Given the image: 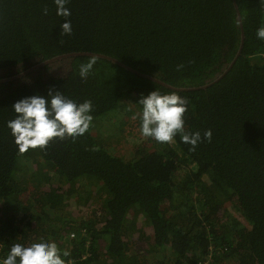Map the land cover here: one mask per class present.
<instances>
[{
  "label": "trees",
  "instance_id": "trees-1",
  "mask_svg": "<svg viewBox=\"0 0 264 264\" xmlns=\"http://www.w3.org/2000/svg\"><path fill=\"white\" fill-rule=\"evenodd\" d=\"M235 2L241 53L206 89L172 90L96 57L85 79L79 66L89 56L0 82V258L15 243L46 239L69 253L68 264H264V40L256 36L264 0ZM66 7L64 18L54 0H0V78L88 51L192 87L221 73L240 44L234 0H68ZM65 19L71 35L61 32ZM156 89L183 97L185 132L211 130V142L192 150L179 134L171 143L142 136L138 101ZM49 90L90 100L93 121L74 140L20 153L6 126L12 105ZM105 122L136 129L142 141L131 156L114 154L98 136ZM72 195L77 206L100 200L99 220L94 210L79 218L67 211Z\"/></svg>",
  "mask_w": 264,
  "mask_h": 264
},
{
  "label": "clouds",
  "instance_id": "clouds-1",
  "mask_svg": "<svg viewBox=\"0 0 264 264\" xmlns=\"http://www.w3.org/2000/svg\"><path fill=\"white\" fill-rule=\"evenodd\" d=\"M57 15L67 18L71 11L66 7L68 0H54ZM47 14V9L44 10ZM63 35H71V21L65 19L60 25ZM257 39L264 40V27L256 32ZM96 58L91 57L79 66V75L87 78L91 73ZM183 65L177 66L180 70ZM187 101L176 93L162 94L157 89L141 97L138 105L140 112V132L144 137L158 143H171L179 134L182 142L191 145L192 150L203 140L211 142L212 132L206 131L203 137L199 132H185L184 114ZM15 118L7 121V128L14 138L20 153L30 148H45L54 138L73 140L86 133L92 121V102H78L60 91L49 90L47 95L24 97L12 105ZM69 253H63L55 242L46 239L33 242L28 246L15 243L6 257L0 258V264H66Z\"/></svg>",
  "mask_w": 264,
  "mask_h": 264
},
{
  "label": "rangeland",
  "instance_id": "rangeland-1",
  "mask_svg": "<svg viewBox=\"0 0 264 264\" xmlns=\"http://www.w3.org/2000/svg\"><path fill=\"white\" fill-rule=\"evenodd\" d=\"M114 125L115 124L113 122L103 123L101 125L102 131L98 133V136L102 137V139L104 140V143L110 147V149L112 150L114 154L131 156L136 147V144L138 145L141 143L142 137L138 134V132L134 128H130L127 125L123 126L122 128H118V127L112 128V126ZM109 127H110V130H109ZM56 182L57 181L55 179L52 180V183H56ZM44 185L45 184H43L41 187H43ZM78 187H79L78 193H81L83 195L82 190H84L85 188L87 189L86 181H80ZM76 199H77L76 196H73V195L69 196V200L67 202L69 203L70 208H68L67 211L72 212V214H74L76 218H79L81 216L83 217L84 215H88V214L92 216V214L95 211L96 218L99 220V218L101 217V213H102L100 200L92 202L91 207L90 206L85 207V206H82L83 202L79 203L81 206H77L76 205L77 203L75 201ZM228 211L231 214H235V216L236 215L238 216V214L234 212V210L231 207L228 208ZM137 217L141 219L142 215H138ZM238 219L241 222L246 224L245 220L242 217L239 216ZM142 226H145V223H143ZM70 237L72 236L70 235ZM104 243H105L104 241H101L100 243V246H99L100 253H102L106 247V244ZM227 264H230V263H227Z\"/></svg>",
  "mask_w": 264,
  "mask_h": 264
},
{
  "label": "water",
  "instance_id": "water-1",
  "mask_svg": "<svg viewBox=\"0 0 264 264\" xmlns=\"http://www.w3.org/2000/svg\"><path fill=\"white\" fill-rule=\"evenodd\" d=\"M234 7H235V11H236V20L238 22L239 25V29H240V44H239V48L237 50L236 55L233 57V59L227 63V65L223 68L221 73H217V75H215V77L211 78L209 81H207L206 83H204L203 85H199V86H192V87H178V86H173L170 85L168 83L163 82L162 80H160L159 78L153 76V75H149L146 73H143L131 66H129L128 64L118 60L115 57L109 56L107 54H103V53H95V52H88V51H74V52H67V53H62V54H58L56 56H53L51 58L45 59V60H40V61H32V63H30V65L25 68L22 69L20 72L18 73H13L11 75L5 76L3 78H0V82H5V81H11V80H15V79H19L23 76H26L34 71H36L37 69H40L50 63L56 62L58 60H62V59H66V58H71V57H75V56H89V57H96V58H101V59H105L107 61H110L112 64L118 65L132 73L141 75L143 77H146L148 79H151L153 81H156L172 90H176V91H186V90H197V89H206L209 85H211L212 83L216 82L218 79H220L227 71L229 68L232 67V65L234 64L235 60L237 59V57L240 55L241 53V48L244 42V30H243V26H242V20H241V16H240V12L238 9V6L234 0ZM6 72V70H0V75L4 74Z\"/></svg>",
  "mask_w": 264,
  "mask_h": 264
},
{
  "label": "built area",
  "instance_id": "built-area-1",
  "mask_svg": "<svg viewBox=\"0 0 264 264\" xmlns=\"http://www.w3.org/2000/svg\"><path fill=\"white\" fill-rule=\"evenodd\" d=\"M74 234H71V236H73ZM66 264H68L67 262H66ZM70 264V263H69Z\"/></svg>",
  "mask_w": 264,
  "mask_h": 264
}]
</instances>
